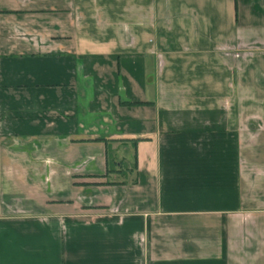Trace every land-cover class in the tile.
<instances>
[{
    "label": "crops",
    "instance_id": "crops-1",
    "mask_svg": "<svg viewBox=\"0 0 264 264\" xmlns=\"http://www.w3.org/2000/svg\"><path fill=\"white\" fill-rule=\"evenodd\" d=\"M0 264H264V0H0Z\"/></svg>",
    "mask_w": 264,
    "mask_h": 264
}]
</instances>
